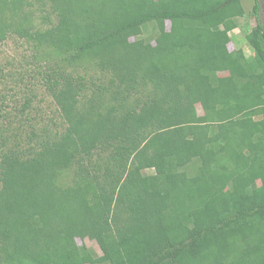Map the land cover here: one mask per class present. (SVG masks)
<instances>
[{
	"label": "trees",
	"instance_id": "16d2710c",
	"mask_svg": "<svg viewBox=\"0 0 264 264\" xmlns=\"http://www.w3.org/2000/svg\"><path fill=\"white\" fill-rule=\"evenodd\" d=\"M245 13L0 0V51L26 47L0 78L34 76L54 106L0 94V264H264V0L251 60L229 49Z\"/></svg>",
	"mask_w": 264,
	"mask_h": 264
},
{
	"label": "rangeland",
	"instance_id": "374dc122",
	"mask_svg": "<svg viewBox=\"0 0 264 264\" xmlns=\"http://www.w3.org/2000/svg\"><path fill=\"white\" fill-rule=\"evenodd\" d=\"M242 2L246 13L244 16L236 18L238 21V26L237 28H235L230 32L232 41L229 43V49L233 50L236 48H242L245 51L246 56L251 60L253 59L254 51L249 46L246 40V33L251 29V26H253L255 23V19L251 13L253 0H242ZM248 25L249 27L247 28ZM157 33H158L157 25L155 23H149L145 26L142 36L144 37L145 40L151 41L154 40ZM25 52H26V47L23 45L22 40L9 38L8 41L1 47L0 71L10 72L15 70L16 67L18 66L17 61L19 60L20 56L25 54ZM220 74L225 75L226 73L222 72ZM14 82L15 80L13 78H10L9 80L0 78V94H2V92L5 93L6 91L8 92V96L11 95V97L9 96L8 109L12 108L13 106H21L25 96H27L28 93H32V92L35 93L38 98L41 97L42 95L45 98L44 101L42 102L38 101L35 103L36 109L38 107H42L45 108L47 111H49L54 108L51 97H49V95H47L43 89L37 90V88L40 87V85L37 82H40V80L34 79V76H32V78L29 77L28 79H25V81L23 82L24 84H20V86H16V84L14 85ZM10 87H15V88L13 92L9 94ZM78 243H81L80 239L78 240ZM86 243L88 246L92 247V249L100 252L96 242L87 240Z\"/></svg>",
	"mask_w": 264,
	"mask_h": 264
}]
</instances>
